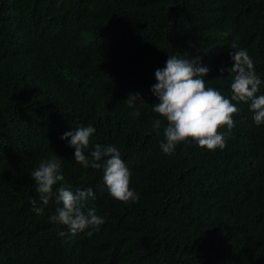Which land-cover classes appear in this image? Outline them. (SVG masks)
<instances>
[{
	"label": "trees",
	"instance_id": "16d2710c",
	"mask_svg": "<svg viewBox=\"0 0 264 264\" xmlns=\"http://www.w3.org/2000/svg\"><path fill=\"white\" fill-rule=\"evenodd\" d=\"M233 40L264 81V0H0V264H264V125L249 105L233 102L223 150L182 143L168 155L153 130L168 56L200 57L207 85L230 98ZM88 125L85 154L117 147L138 202L115 200L101 170L76 163L61 136ZM53 157L73 191L92 188L99 231L52 222L55 195L32 210L30 173Z\"/></svg>",
	"mask_w": 264,
	"mask_h": 264
},
{
	"label": "clouds",
	"instance_id": "9594fccd",
	"mask_svg": "<svg viewBox=\"0 0 264 264\" xmlns=\"http://www.w3.org/2000/svg\"><path fill=\"white\" fill-rule=\"evenodd\" d=\"M230 49L233 66L226 69L232 75L230 98L225 97L219 89L207 85L205 77L210 69L202 64L200 57L188 59L179 53L169 55L165 66L155 71L156 83L152 85L151 92L157 102L152 110L160 118L154 120L153 130L157 135H160L161 129L163 131L160 143L163 153L171 155L182 143H195L209 151L223 150L228 133L235 126L234 116L240 111L237 107L239 102L249 105L255 125H264V94L258 95L264 81L257 75L247 50L240 48L238 41L233 40ZM220 71L223 73L225 69L221 68ZM137 100L144 103L138 93L129 94L127 98L128 107L134 109L130 112L133 118L140 116V110L135 107ZM222 128L227 132L220 131ZM95 131L92 125L79 126L65 132L61 139L67 140L69 147L74 149L76 163L86 169L91 167L102 171L103 181L112 198L125 204L138 202L139 194L130 187L132 174L117 147L97 144L94 150L85 154ZM30 176L40 202L38 205L35 198L31 200L32 210L36 214H42V205H48L55 195L57 203L62 206L50 217L52 222L66 226L72 236L86 229L99 231L105 220L96 213L95 208L87 207L88 200L95 198L92 188L73 191L62 174L59 159L42 160ZM56 185L59 186L54 192ZM87 234L91 236L92 231ZM59 235L64 236L65 233L60 232Z\"/></svg>",
	"mask_w": 264,
	"mask_h": 264
}]
</instances>
